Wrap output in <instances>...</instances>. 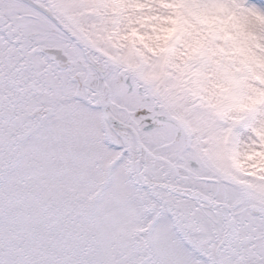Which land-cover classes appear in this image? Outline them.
<instances>
[{"label":"snow or ice","instance_id":"1","mask_svg":"<svg viewBox=\"0 0 264 264\" xmlns=\"http://www.w3.org/2000/svg\"><path fill=\"white\" fill-rule=\"evenodd\" d=\"M125 3L0 0V264H264V5Z\"/></svg>","mask_w":264,"mask_h":264},{"label":"rangeland","instance_id":"2","mask_svg":"<svg viewBox=\"0 0 264 264\" xmlns=\"http://www.w3.org/2000/svg\"><path fill=\"white\" fill-rule=\"evenodd\" d=\"M249 3L253 4H259V5H264V0H249ZM122 25L121 27L123 28L124 24L127 23L129 19L135 20L136 18H142L144 16L148 17H157V20H147L144 21V27L140 28L139 25L134 24L133 26L137 27L141 32H148L151 34L152 29L148 27V25L160 23L161 26L165 23V19L169 17L170 15L174 14V9L172 8H166L162 6L161 4L157 3H150V4H144L143 0H141L140 6H137L136 4L132 3H125L122 6ZM178 10V9H177ZM111 15V13H109ZM255 71H264V69H260L259 67L254 68ZM250 83H258V82H252L249 81ZM246 135V134H244Z\"/></svg>","mask_w":264,"mask_h":264}]
</instances>
